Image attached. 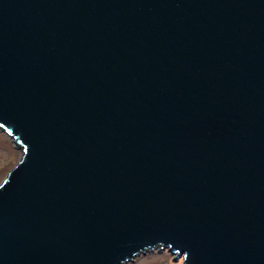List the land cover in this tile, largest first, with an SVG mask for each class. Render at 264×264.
I'll list each match as a JSON object with an SVG mask.
<instances>
[{
    "label": "water",
    "instance_id": "95a60500",
    "mask_svg": "<svg viewBox=\"0 0 264 264\" xmlns=\"http://www.w3.org/2000/svg\"><path fill=\"white\" fill-rule=\"evenodd\" d=\"M0 264H264V0H0Z\"/></svg>",
    "mask_w": 264,
    "mask_h": 264
},
{
    "label": "rangeland",
    "instance_id": "374dc122",
    "mask_svg": "<svg viewBox=\"0 0 264 264\" xmlns=\"http://www.w3.org/2000/svg\"><path fill=\"white\" fill-rule=\"evenodd\" d=\"M21 151L17 148L11 138L0 130V183L7 173L18 162ZM126 264H182L181 259L172 261L171 255L166 250L153 248L144 254H139L133 261Z\"/></svg>",
    "mask_w": 264,
    "mask_h": 264
}]
</instances>
